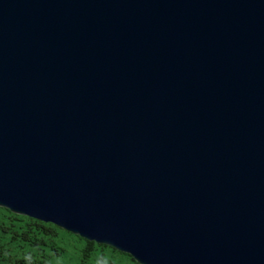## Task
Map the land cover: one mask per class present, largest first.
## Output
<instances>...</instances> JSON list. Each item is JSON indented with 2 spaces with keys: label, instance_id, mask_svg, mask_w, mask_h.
Here are the masks:
<instances>
[{
  "label": "water",
  "instance_id": "1",
  "mask_svg": "<svg viewBox=\"0 0 264 264\" xmlns=\"http://www.w3.org/2000/svg\"><path fill=\"white\" fill-rule=\"evenodd\" d=\"M0 207L264 264V0H0Z\"/></svg>",
  "mask_w": 264,
  "mask_h": 264
},
{
  "label": "trees",
  "instance_id": "2",
  "mask_svg": "<svg viewBox=\"0 0 264 264\" xmlns=\"http://www.w3.org/2000/svg\"><path fill=\"white\" fill-rule=\"evenodd\" d=\"M67 236L80 242L75 264H91L92 260L105 264L103 260L107 253L124 255L132 264H139L110 246L87 241L52 223L17 215L0 207V264H60L69 242ZM107 262L114 264L112 258Z\"/></svg>",
  "mask_w": 264,
  "mask_h": 264
},
{
  "label": "rangeland",
  "instance_id": "3",
  "mask_svg": "<svg viewBox=\"0 0 264 264\" xmlns=\"http://www.w3.org/2000/svg\"><path fill=\"white\" fill-rule=\"evenodd\" d=\"M68 243L65 245L66 252L65 256L60 259V264H75L77 261V257L79 255L78 248L80 247V242L73 237L67 236ZM112 258V261H114V264H132L124 255L119 254H110L107 253L106 257L104 258L105 264H108V259ZM91 264H99V262L92 260Z\"/></svg>",
  "mask_w": 264,
  "mask_h": 264
}]
</instances>
